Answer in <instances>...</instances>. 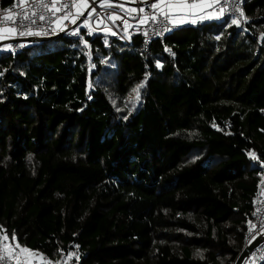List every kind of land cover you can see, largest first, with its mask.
Returning <instances> with one entry per match:
<instances>
[{"label":"trees","instance_id":"1","mask_svg":"<svg viewBox=\"0 0 264 264\" xmlns=\"http://www.w3.org/2000/svg\"><path fill=\"white\" fill-rule=\"evenodd\" d=\"M243 11L245 31L146 48L95 33L0 52V241L59 264H234L264 160V0Z\"/></svg>","mask_w":264,"mask_h":264},{"label":"built area","instance_id":"2","mask_svg":"<svg viewBox=\"0 0 264 264\" xmlns=\"http://www.w3.org/2000/svg\"><path fill=\"white\" fill-rule=\"evenodd\" d=\"M156 0H87L88 7H83L84 0H59L57 7L67 4V8L61 7L59 12H51L40 7V0H10L6 5L0 2V29L14 27L18 30L27 31L30 29L33 33L39 35H12L8 45L12 47L8 49L11 52H18L24 46L23 43L15 40L21 38H37V39H53L57 36L71 40L84 41L86 38L99 33L109 36L124 44H131L135 37L142 38L144 47L149 46L153 40L163 38L180 27L201 26L205 22L236 20V24L241 30L245 31L246 18L244 16L243 5L244 0H219L212 7L207 8L205 14L211 13L214 18L199 19L188 17L182 23L175 21L169 22L164 17L155 13L151 9V4ZM44 3L51 4L52 0H44ZM74 3L81 4L80 11L83 15L76 18V23L71 22L73 17L77 16V9L72 7ZM143 8L145 11L140 12ZM223 8V15L220 9ZM94 9V11H93ZM129 9H136L135 12ZM27 11L31 16L32 13L37 15L32 17L36 20L35 24L29 21H23L27 28H20V20H22L24 12ZM89 12L92 14L89 15ZM70 13L69 19L61 20L65 14ZM10 16L11 20L5 21V16ZM39 15H44L46 19L40 21ZM111 16H117L118 19H110ZM155 17V18H153ZM218 17V18H217ZM195 19L196 22H192ZM13 21H16L13 23ZM57 21H60L57 24ZM126 21V23H125ZM76 33V34H73ZM112 33H115L113 35ZM21 45H23L21 47ZM160 67V64H158ZM227 127L231 125L226 123ZM252 214L248 223L244 237L243 248L251 244L255 239L260 238L261 242L249 253L244 264H257L264 262V160L261 164V179L257 185L251 199ZM255 227H252V226ZM0 255H4V248L0 245ZM21 259L23 257L21 256ZM3 264V262H0ZM7 264H18L11 257L7 258ZM29 264H59L56 260H52L45 255H37L36 259L32 258Z\"/></svg>","mask_w":264,"mask_h":264},{"label":"snow or ice","instance_id":"3","mask_svg":"<svg viewBox=\"0 0 264 264\" xmlns=\"http://www.w3.org/2000/svg\"><path fill=\"white\" fill-rule=\"evenodd\" d=\"M219 0H157V2L151 4V9L153 12L158 13L160 16L164 17L167 19L169 22H173L174 19H179L181 22H183L184 19L188 17H198L199 19H211L214 18L211 13L207 15H203L206 8L212 7L215 3H218ZM57 3H59V0H52L51 4L44 3V0H40V7L46 9L47 11L51 12H59L61 11V7L67 8V4H63L61 7H57ZM72 7H75L77 9V16L73 17L71 22L73 24L76 23V18L79 15H83V12L80 11L81 9V4L79 3H74ZM83 7L87 8V0H84ZM94 11V9H93ZM129 11L135 12L136 9H129ZM139 11L142 13L145 10L143 8L139 9ZM224 9H220V14L223 15ZM92 13L89 12V15ZM36 13H32L30 16L27 11L24 12L22 20H20V28L25 29L27 28V25L23 23V21H29L31 24H35L36 20L33 19L32 17L36 16ZM71 14H65L63 17H61V20H67L69 19V16ZM110 19H118L119 17L117 16H111L109 17ZM155 18V17H153ZM218 18V17H217ZM38 19L40 21H44L46 17L44 15H39ZM5 21L11 20L10 16H5L4 17ZM16 21H13L15 23ZM192 22H196L195 19L192 20ZM60 21H57V24H59ZM126 23V21H125ZM233 24H238V21L232 20ZM0 40H4L9 38L10 35H39L40 33H33L30 29L27 31L25 30H18L17 28L10 27V28H4L0 29ZM76 34V33H73ZM115 35V33H112ZM23 45H21L22 47ZM12 46L7 45L5 46L6 50L10 49ZM142 87V85H141ZM133 91L136 93V99H139V89H133ZM253 156L255 154H252ZM252 227H255L254 225ZM8 241V236L5 234L2 237V242L3 243V248H4V255H0V262H3V264H7V258L11 257L13 259L19 258L22 254L24 253H29V250L27 248L21 247L18 243H13L9 244L7 243ZM12 241H16V237L13 235L12 236ZM18 249V252L16 251ZM34 255V254H31ZM18 264H29L27 258L24 259H19Z\"/></svg>","mask_w":264,"mask_h":264},{"label":"water","instance_id":"4","mask_svg":"<svg viewBox=\"0 0 264 264\" xmlns=\"http://www.w3.org/2000/svg\"><path fill=\"white\" fill-rule=\"evenodd\" d=\"M50 39H37V38H21L15 40L16 42L23 43V44H35L38 42L48 41ZM261 242L260 238L255 239L251 244L247 247L242 248L240 254L238 255L237 259L235 260L234 264H244L245 260L247 259L249 253Z\"/></svg>","mask_w":264,"mask_h":264},{"label":"crops","instance_id":"5","mask_svg":"<svg viewBox=\"0 0 264 264\" xmlns=\"http://www.w3.org/2000/svg\"><path fill=\"white\" fill-rule=\"evenodd\" d=\"M155 2H157V0H156ZM206 9H207V8H206ZM206 9H205V11H206ZM205 11H204V13H202L203 15H206V14H205ZM190 17H191V16H190ZM192 18H198V17H192ZM186 19H187V18H186ZM186 19H184L183 21H185ZM173 21H175L176 23H182L181 20H179V19H174ZM0 34H2V33H0ZM11 37H12V35L9 36V41H10ZM5 40H6V39H4V40H0V45H2V44H6V41H5ZM7 45H8V44H7ZM7 51L10 52V53H14V52L9 51L8 49H7ZM16 251L18 252V249H17ZM31 254H34V253H32V252L29 251V253H24V254H22V255L25 256V257L27 258L28 262H30V260H31L32 258L36 259V257H37V254H34V255H31ZM22 255H21V256H22ZM21 256H20L19 258H17V259H12V260H13L14 262H18V260L21 259Z\"/></svg>","mask_w":264,"mask_h":264},{"label":"rangeland","instance_id":"6","mask_svg":"<svg viewBox=\"0 0 264 264\" xmlns=\"http://www.w3.org/2000/svg\"><path fill=\"white\" fill-rule=\"evenodd\" d=\"M5 41H6V44H2V45H0V52H2V51H7L6 48H5V46H7V42L9 41V38H7ZM7 243H8V242H7ZM0 245L3 246V243H1ZM22 257H23V259L26 258V257L23 256V255H22ZM11 259H13V258H11ZM257 264H258V263H257Z\"/></svg>","mask_w":264,"mask_h":264}]
</instances>
